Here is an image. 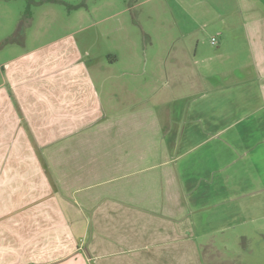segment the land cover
<instances>
[{
  "label": "crops",
  "instance_id": "1",
  "mask_svg": "<svg viewBox=\"0 0 264 264\" xmlns=\"http://www.w3.org/2000/svg\"><path fill=\"white\" fill-rule=\"evenodd\" d=\"M236 14L161 109L62 38L2 67L0 264H206L198 237L264 217V0Z\"/></svg>",
  "mask_w": 264,
  "mask_h": 264
},
{
  "label": "rangeland",
  "instance_id": "2",
  "mask_svg": "<svg viewBox=\"0 0 264 264\" xmlns=\"http://www.w3.org/2000/svg\"><path fill=\"white\" fill-rule=\"evenodd\" d=\"M243 3L244 0H0V83L2 67L11 58L62 38L63 44L76 42L81 49H88L100 63L105 61L102 66L108 65L110 58L115 59L111 75L115 74L119 88L126 86L127 96L136 92L161 109L162 103L175 99L169 94L171 84L183 80L184 92L189 93L195 74L206 75L200 69L203 57H195L196 51L217 56L218 51L226 55L236 47L233 38L243 37L240 35L245 18L236 11ZM213 38L216 42H212ZM258 211L264 214V208ZM245 218V213L239 214L236 220L221 222L229 224L223 231L210 230L198 237L206 264H264V217L254 222Z\"/></svg>",
  "mask_w": 264,
  "mask_h": 264
},
{
  "label": "built area",
  "instance_id": "3",
  "mask_svg": "<svg viewBox=\"0 0 264 264\" xmlns=\"http://www.w3.org/2000/svg\"><path fill=\"white\" fill-rule=\"evenodd\" d=\"M213 42H215V38H213V40H212Z\"/></svg>",
  "mask_w": 264,
  "mask_h": 264
},
{
  "label": "trees",
  "instance_id": "4",
  "mask_svg": "<svg viewBox=\"0 0 264 264\" xmlns=\"http://www.w3.org/2000/svg\"><path fill=\"white\" fill-rule=\"evenodd\" d=\"M216 40V39H215Z\"/></svg>",
  "mask_w": 264,
  "mask_h": 264
}]
</instances>
